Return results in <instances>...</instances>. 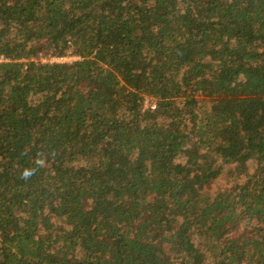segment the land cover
Returning <instances> with one entry per match:
<instances>
[{
  "label": "trees",
  "instance_id": "trees-1",
  "mask_svg": "<svg viewBox=\"0 0 264 264\" xmlns=\"http://www.w3.org/2000/svg\"><path fill=\"white\" fill-rule=\"evenodd\" d=\"M0 264H264V0H0Z\"/></svg>",
  "mask_w": 264,
  "mask_h": 264
},
{
  "label": "rangeland",
  "instance_id": "rangeland-1",
  "mask_svg": "<svg viewBox=\"0 0 264 264\" xmlns=\"http://www.w3.org/2000/svg\"><path fill=\"white\" fill-rule=\"evenodd\" d=\"M74 59V57H70V58H68V60H66V61H71V60H73ZM43 60H46V59H44L43 58ZM50 60H56L55 59V57H52ZM151 104V100L149 99V98H146V100H145V105L146 106H148V105H150ZM224 184V180L221 178V179H218V181L217 182H215V187H218V186H221V185H223Z\"/></svg>",
  "mask_w": 264,
  "mask_h": 264
},
{
  "label": "clouds",
  "instance_id": "clouds-1",
  "mask_svg": "<svg viewBox=\"0 0 264 264\" xmlns=\"http://www.w3.org/2000/svg\"><path fill=\"white\" fill-rule=\"evenodd\" d=\"M40 163H41V165H42V161H41ZM32 175H33V170H31V169H26V170H24V172H23V174H22V176H23L24 179H28V178H30Z\"/></svg>",
  "mask_w": 264,
  "mask_h": 264
},
{
  "label": "built area",
  "instance_id": "built-area-1",
  "mask_svg": "<svg viewBox=\"0 0 264 264\" xmlns=\"http://www.w3.org/2000/svg\"><path fill=\"white\" fill-rule=\"evenodd\" d=\"M68 58H70V57H59V58H55V59L58 61H66V60H68Z\"/></svg>",
  "mask_w": 264,
  "mask_h": 264
}]
</instances>
